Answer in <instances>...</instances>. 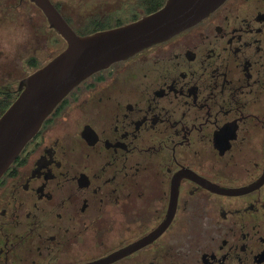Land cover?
Returning <instances> with one entry per match:
<instances>
[{
  "label": "flooded vegetation",
  "instance_id": "obj_1",
  "mask_svg": "<svg viewBox=\"0 0 264 264\" xmlns=\"http://www.w3.org/2000/svg\"><path fill=\"white\" fill-rule=\"evenodd\" d=\"M52 2L87 34L166 0ZM0 264H264V0L75 87L0 179Z\"/></svg>",
  "mask_w": 264,
  "mask_h": 264
},
{
  "label": "water",
  "instance_id": "obj_2",
  "mask_svg": "<svg viewBox=\"0 0 264 264\" xmlns=\"http://www.w3.org/2000/svg\"><path fill=\"white\" fill-rule=\"evenodd\" d=\"M33 1L66 45L20 80L19 94L0 116V179L56 107L85 79L195 26L226 0H166L138 19L87 34L78 33L52 0Z\"/></svg>",
  "mask_w": 264,
  "mask_h": 264
},
{
  "label": "rangeland",
  "instance_id": "obj_3",
  "mask_svg": "<svg viewBox=\"0 0 264 264\" xmlns=\"http://www.w3.org/2000/svg\"><path fill=\"white\" fill-rule=\"evenodd\" d=\"M82 2V0H70ZM65 47V42L52 29L37 6V23L28 13L5 17L0 10V102L6 85L17 88L18 82L33 72L31 57L44 65ZM4 96V97H3Z\"/></svg>",
  "mask_w": 264,
  "mask_h": 264
},
{
  "label": "trees",
  "instance_id": "obj_4",
  "mask_svg": "<svg viewBox=\"0 0 264 264\" xmlns=\"http://www.w3.org/2000/svg\"><path fill=\"white\" fill-rule=\"evenodd\" d=\"M156 7V6H155ZM154 7V9H155ZM153 9V10H154ZM102 28H106L105 26H101ZM95 29V27L93 29H89L90 32L93 31ZM60 35V34H58ZM61 36V35H60ZM61 38L64 40V38L61 36ZM65 42V40H64ZM66 45V42H65ZM30 63L39 68L41 65H38L37 60L35 58H31ZM17 96V94L15 93H9L7 95H5V97L1 100L0 102V116L4 113V111L9 107V105L12 103V101L14 100V98Z\"/></svg>",
  "mask_w": 264,
  "mask_h": 264
}]
</instances>
